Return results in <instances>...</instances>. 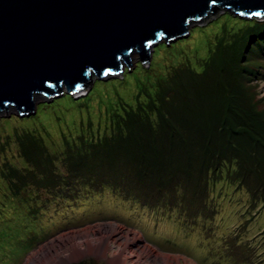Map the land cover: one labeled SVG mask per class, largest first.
I'll return each instance as SVG.
<instances>
[{"label":"rangeland","instance_id":"374dc122","mask_svg":"<svg viewBox=\"0 0 264 264\" xmlns=\"http://www.w3.org/2000/svg\"><path fill=\"white\" fill-rule=\"evenodd\" d=\"M256 17L240 18L221 10L189 27L190 32L185 36L168 41L162 37L149 51L150 60L142 64L145 69L152 64L159 75L166 74L171 65L185 68L187 63L201 72L210 49H220L227 55L223 53V57L229 58L228 62L238 58L239 64L248 70L242 81L250 91H256L257 111L263 115L264 32L257 35L256 41L243 39L245 26L254 24L250 23L252 18L264 21ZM165 42L168 46L175 44L174 49L161 47L158 53L157 46ZM237 49H240L238 53ZM241 53L244 61H240ZM138 63L140 55L135 52L131 64L123 66L122 74L104 80L96 78L89 88L80 91V96L73 97L75 101L66 97L65 90L50 101L48 95L35 100L37 111H41L35 118L36 113L17 116L12 108L1 111L0 162L9 159L20 165L14 134L26 128L58 141L63 133L75 135L83 122L91 121L93 127H102V133L108 104L120 98L133 103L139 77L134 80L130 76H135ZM99 80H109L110 84L96 83ZM95 84L94 92L88 95ZM61 99L55 109L47 107ZM41 104H46L43 109L39 107ZM261 152L263 155L259 156L264 161V148ZM127 161V157H118L115 164L120 165L112 169L114 178L108 180L119 182L116 192L114 188L101 192L81 190L77 198H58L56 202L43 195L26 205L7 202L0 184V264H27L31 260V264H46L48 258L62 253H72L65 264H116V260L119 264H129V259L133 264H264L263 188L241 184L232 169L231 173L223 170L216 177L209 174L204 200L200 194L193 193L165 196L161 189H144L150 185L141 181H131L129 189L122 190V180L133 177L131 172H125ZM259 176L264 177V169ZM34 207L40 213L32 214L30 209ZM127 234L138 243L133 246L129 242L121 249L126 245ZM137 245L149 247V258L138 254Z\"/></svg>","mask_w":264,"mask_h":264},{"label":"trees","instance_id":"16d2710c","mask_svg":"<svg viewBox=\"0 0 264 264\" xmlns=\"http://www.w3.org/2000/svg\"><path fill=\"white\" fill-rule=\"evenodd\" d=\"M252 19L254 24L244 28V41H256L264 32V21ZM174 46L165 42L156 49L159 53L161 47L172 50ZM223 53L210 49L201 72L187 63L185 68L171 65L166 74L159 75L152 64L145 69L138 63L135 76L126 72L134 80L139 77L133 103L120 98L108 104L102 133V127H93L91 121L83 122L75 135L63 133L58 141L38 130L17 131L14 140L20 165L9 159L0 162V184L7 202L31 205L43 195L53 202L58 198L70 200L81 190L114 188L116 192L119 182L108 180L114 178L112 169H118L120 163H115L121 156L128 159L125 172L133 174L122 180V190L129 189L131 181H141L150 185L144 189H161L165 196L193 193L204 200L209 174L216 177L232 169L241 184L264 190V177L259 176L264 169L263 157L259 156L264 148V114L257 111L256 91H250L242 81L248 70L237 57V61L228 62ZM241 57L244 61L242 53ZM141 72L145 74L138 76ZM230 77L235 84L227 80ZM103 80L96 83L110 84ZM148 83L155 89L151 90ZM63 99L47 107L55 109ZM30 210L40 213L37 207Z\"/></svg>","mask_w":264,"mask_h":264},{"label":"water","instance_id":"95a60500","mask_svg":"<svg viewBox=\"0 0 264 264\" xmlns=\"http://www.w3.org/2000/svg\"><path fill=\"white\" fill-rule=\"evenodd\" d=\"M221 10L264 19V0H0V113L34 114L35 100L63 90L80 96Z\"/></svg>","mask_w":264,"mask_h":264},{"label":"bare ground","instance_id":"6f19581e","mask_svg":"<svg viewBox=\"0 0 264 264\" xmlns=\"http://www.w3.org/2000/svg\"><path fill=\"white\" fill-rule=\"evenodd\" d=\"M119 74V72L118 73H113V75H115V76H117ZM108 76L107 75H104V77L103 78H101V79H104V78H107ZM217 93H218V91H217ZM212 97V96H211ZM37 108H38V106H37ZM37 111V110H36ZM137 121V120H136ZM139 122V121H138ZM139 125V124H138ZM137 125V126H138ZM182 156V155H181ZM126 159V158H125ZM131 159V158H130ZM112 161V160H111ZM85 162V161H84ZM75 163V162H74ZM109 163V162H108ZM83 164V163H82ZM74 165V164H73ZM76 165V164H75ZM84 165V164H83ZM77 166V165H76ZM81 166V165H80ZM73 168V167H72ZM73 170H75V169H73ZM87 170V169H86ZM121 238H123L122 236H121ZM126 239H125V242H126V245L125 246H121V249H123V248H125L127 245H128V243L129 242H131V244L133 245V246H135V244L136 243H138V241H134L133 239H131L130 237H128V234L126 235V237H125ZM100 248V247H99ZM137 250L139 251L138 252V254L140 253V256L142 255V257H144V258H149V247H147V246H145V247H143V248H141V247H139V245H137ZM89 250H87V252H88ZM84 253V252H83ZM36 254H39V253H36ZM72 254V253H71ZM71 254H69V253H66V254H58V255H56V256H54V257H51V258H48L47 259V261H46V264H65V262H67L68 261V259H70V255ZM75 256H77L76 254H75ZM40 257V256H39ZM42 258V257H41ZM129 261V264H133L132 263V261H131V259H129L128 260ZM32 263V260L29 262V263H27V264H31ZM115 263L116 264H119V261H115ZM167 264V263H166Z\"/></svg>","mask_w":264,"mask_h":264}]
</instances>
